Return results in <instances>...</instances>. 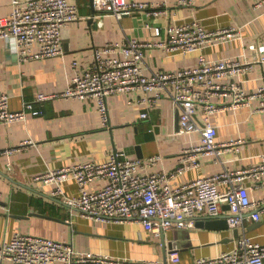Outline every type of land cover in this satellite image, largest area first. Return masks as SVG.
Masks as SVG:
<instances>
[{
    "label": "crops",
    "instance_id": "obj_1",
    "mask_svg": "<svg viewBox=\"0 0 264 264\" xmlns=\"http://www.w3.org/2000/svg\"><path fill=\"white\" fill-rule=\"evenodd\" d=\"M70 1L78 2L81 14L63 31L62 56L24 60L0 38V93L11 96L13 110H22L25 102L34 100L39 92H63L78 72L92 64L95 48L133 37L145 42H167L165 30L175 22L198 20L208 30L230 26L241 29V38L204 49L203 54L209 59L253 61L261 56L260 48L264 47V4L257 6L258 0H192L191 4H182L181 0H142L164 6L168 11L161 16L138 12L122 20L113 15H96L91 0ZM11 10V0H0V18L9 16ZM146 23L161 27L162 35L153 36ZM199 56V52L167 54L163 47L147 48L145 71L194 67ZM263 70V65L256 63L248 73L234 79L252 93L261 84ZM152 98V94L141 90L108 97V126L103 125L94 101L77 98L36 103V108L43 111L41 114L30 113L25 120L0 124V244L22 232L67 242L76 255L166 264H194L198 258L232 250L239 239L235 237V228H198L197 222L208 217L205 213L197 214L194 227L155 236L137 222L105 223L87 219L76 208L54 198L52 186L35 181L37 175L50 170L90 160L107 161L115 151H124L130 158L141 160L160 156V161L147 167L146 172L174 171L183 151L200 143V135L180 132L179 110L169 96H163L155 104L149 101ZM217 101L228 99L217 98ZM256 107L257 102H253L239 110L215 114L212 122L218 127L217 140L244 143L238 151L223 154L221 160L201 157L198 165L175 179L174 184L213 176L226 168L239 170L257 165L264 154V119ZM144 112L148 114L146 118H142ZM25 141L31 143L24 144ZM14 148L18 150L8 152ZM104 184L96 180L90 189L97 190ZM247 185L253 186V180L247 181ZM64 189L73 196L79 186L71 180ZM252 195L260 199L264 191L254 188ZM223 211V215L229 214L227 205ZM261 221L258 226L247 221L246 233L264 244V214ZM239 231L240 235L244 232ZM175 247L181 255L176 263L168 258Z\"/></svg>",
    "mask_w": 264,
    "mask_h": 264
},
{
    "label": "built area",
    "instance_id": "obj_2",
    "mask_svg": "<svg viewBox=\"0 0 264 264\" xmlns=\"http://www.w3.org/2000/svg\"><path fill=\"white\" fill-rule=\"evenodd\" d=\"M96 15H113L122 20L126 16L146 12L148 16H161L167 8L150 5L142 0H93ZM191 4L192 0H181ZM264 0H258L262 6ZM9 16L0 18V38L7 41L21 59H48L62 56L63 31L80 18V9L70 0H11ZM155 37L162 28L146 23ZM167 42L141 41L128 38L122 43L110 42L95 48L92 64L78 72L72 83L61 93H37L32 101L25 102L22 110H13L10 95L0 93V124L25 120L31 113L43 111L36 108L55 98H77L94 101L104 126L110 122L108 97L132 93L137 90L152 94L149 101L155 104L169 96L179 110L180 132L197 133L200 143L187 148L172 172H146L161 157L146 160L130 158L124 151H115L104 162L86 161L74 166L50 170L35 177L37 183L52 186V196L71 207L80 215L96 222L141 224L152 235L160 236L173 229L196 225L198 213L219 218L224 205L229 206V225L243 229L236 246L213 257L198 258L194 264H264V244L246 233V222H259L264 214V197L256 199L254 188L264 191V154L259 163L250 168H226L219 174L205 176L181 185L175 179L188 169L196 167L201 157L221 160L223 154L238 151L243 140L218 141V127L212 117L221 112L239 110L257 102L256 112L264 119V70L261 84L255 92L248 93L237 80L248 73L254 64L264 68V47L261 56L242 62L228 59H209L203 50L220 43L242 37L235 26L208 30L200 21L170 24L166 30ZM163 47L167 54L199 52L196 66L174 71L147 73L144 58L147 48ZM255 49V46H250ZM233 78L234 81L226 82ZM217 98H227L219 102ZM146 101V99H144ZM148 116L142 113V118ZM31 143L25 141L24 144ZM14 148L8 152L17 151ZM216 159V160H217ZM74 180L78 193L66 194L64 185ZM105 184L91 190L96 181ZM253 180L254 185H247ZM169 261L180 262L177 247L169 254ZM0 264H166L160 261L140 262L110 261L100 256L76 255L67 242L47 237L17 232L0 244Z\"/></svg>",
    "mask_w": 264,
    "mask_h": 264
},
{
    "label": "water",
    "instance_id": "obj_3",
    "mask_svg": "<svg viewBox=\"0 0 264 264\" xmlns=\"http://www.w3.org/2000/svg\"><path fill=\"white\" fill-rule=\"evenodd\" d=\"M91 5L93 9V13L96 12L95 7H94V2L91 0ZM229 208V206H228ZM32 215H39V214H34ZM20 217V216H19ZM229 216L228 215H222L219 218H211V217H205L204 219H201L197 222V227L198 228H204V229H209V230H224L230 228L229 221H228ZM262 221L255 222L253 225L258 226ZM235 237L239 238L240 237V231L238 228H235L234 230Z\"/></svg>",
    "mask_w": 264,
    "mask_h": 264
},
{
    "label": "rangeland",
    "instance_id": "obj_4",
    "mask_svg": "<svg viewBox=\"0 0 264 264\" xmlns=\"http://www.w3.org/2000/svg\"><path fill=\"white\" fill-rule=\"evenodd\" d=\"M77 2V1H76ZM77 5H78V2H77ZM79 6V5H78ZM81 14V13H80Z\"/></svg>",
    "mask_w": 264,
    "mask_h": 264
}]
</instances>
